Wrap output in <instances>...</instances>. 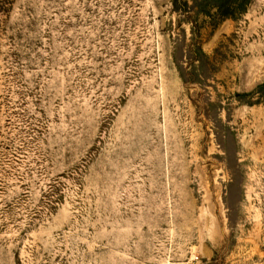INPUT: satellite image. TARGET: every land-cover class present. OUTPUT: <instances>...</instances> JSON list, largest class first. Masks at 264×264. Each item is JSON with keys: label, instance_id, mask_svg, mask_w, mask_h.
I'll return each instance as SVG.
<instances>
[{"label": "rangeland", "instance_id": "1", "mask_svg": "<svg viewBox=\"0 0 264 264\" xmlns=\"http://www.w3.org/2000/svg\"><path fill=\"white\" fill-rule=\"evenodd\" d=\"M0 264H264V0H0Z\"/></svg>", "mask_w": 264, "mask_h": 264}]
</instances>
